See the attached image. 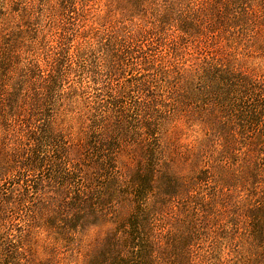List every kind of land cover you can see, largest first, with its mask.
<instances>
[{"label":"rangeland","instance_id":"obj_1","mask_svg":"<svg viewBox=\"0 0 264 264\" xmlns=\"http://www.w3.org/2000/svg\"><path fill=\"white\" fill-rule=\"evenodd\" d=\"M256 221L264 0H0V264H264Z\"/></svg>","mask_w":264,"mask_h":264},{"label":"trees","instance_id":"obj_2","mask_svg":"<svg viewBox=\"0 0 264 264\" xmlns=\"http://www.w3.org/2000/svg\"><path fill=\"white\" fill-rule=\"evenodd\" d=\"M36 113H35V109H31V107H30V109H29V111L27 112V119H26V121H31L32 119H33V122H34V120H35V118H36ZM30 124H27V123H23V126H25L26 128H25V130L26 131H24L26 134H25V136L27 137V139H30V140H32L33 141V146L32 147H34V150L32 151V152H37L38 151V149L37 148H39V144L37 143L38 142V137L36 136V134H35V132L33 131V124L31 125V123L32 122H29ZM38 146V147H37ZM35 147H37L36 149H35ZM41 163H40V159H39V157L35 154V156L29 161V163L28 164H26L25 166H29V167H33V168H36L38 165H40ZM257 222V226H259V224L260 223H264L263 221H256ZM260 222V223H259Z\"/></svg>","mask_w":264,"mask_h":264}]
</instances>
